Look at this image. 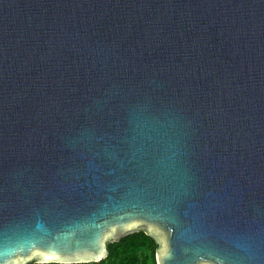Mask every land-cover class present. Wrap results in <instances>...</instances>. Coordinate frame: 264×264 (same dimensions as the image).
<instances>
[{"label": "water", "instance_id": "obj_1", "mask_svg": "<svg viewBox=\"0 0 264 264\" xmlns=\"http://www.w3.org/2000/svg\"><path fill=\"white\" fill-rule=\"evenodd\" d=\"M264 264V0H0V264Z\"/></svg>", "mask_w": 264, "mask_h": 264}, {"label": "trees", "instance_id": "obj_2", "mask_svg": "<svg viewBox=\"0 0 264 264\" xmlns=\"http://www.w3.org/2000/svg\"><path fill=\"white\" fill-rule=\"evenodd\" d=\"M158 242L145 229H140L121 237L117 241L108 242V255L100 261L59 263L30 262L28 264H157L156 250Z\"/></svg>", "mask_w": 264, "mask_h": 264}]
</instances>
